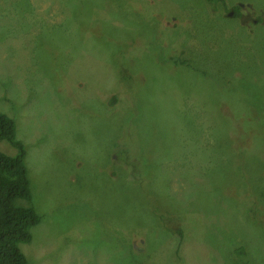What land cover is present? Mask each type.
I'll list each match as a JSON object with an SVG mask.
<instances>
[{
    "label": "rangeland",
    "instance_id": "rangeland-1",
    "mask_svg": "<svg viewBox=\"0 0 264 264\" xmlns=\"http://www.w3.org/2000/svg\"><path fill=\"white\" fill-rule=\"evenodd\" d=\"M0 113L29 264H264V0H0Z\"/></svg>",
    "mask_w": 264,
    "mask_h": 264
},
{
    "label": "trees",
    "instance_id": "trees-1",
    "mask_svg": "<svg viewBox=\"0 0 264 264\" xmlns=\"http://www.w3.org/2000/svg\"><path fill=\"white\" fill-rule=\"evenodd\" d=\"M207 65L198 64L195 70L209 75ZM3 141L15 148L17 154L11 156L0 151V264H29L21 246L32 243V230L42 222L43 216L37 214L32 202L27 150L17 138L16 122L0 113V142ZM22 201L26 204L21 205ZM170 234L176 236L171 231ZM145 242L144 250L148 245ZM131 252L134 257L143 253L132 246Z\"/></svg>",
    "mask_w": 264,
    "mask_h": 264
},
{
    "label": "bare ground",
    "instance_id": "bare-ground-1",
    "mask_svg": "<svg viewBox=\"0 0 264 264\" xmlns=\"http://www.w3.org/2000/svg\"><path fill=\"white\" fill-rule=\"evenodd\" d=\"M171 231V230H170ZM172 232V231H171ZM173 233H175L176 234V232H173Z\"/></svg>",
    "mask_w": 264,
    "mask_h": 264
}]
</instances>
